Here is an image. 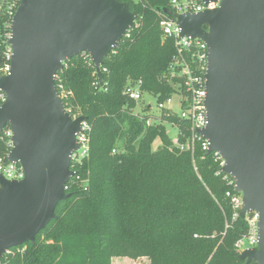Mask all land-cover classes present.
<instances>
[{
  "label": "trees",
  "instance_id": "16d2710c",
  "mask_svg": "<svg viewBox=\"0 0 264 264\" xmlns=\"http://www.w3.org/2000/svg\"><path fill=\"white\" fill-rule=\"evenodd\" d=\"M119 1L137 17L103 58L102 83L87 53L67 59L55 76L65 110L89 125L88 154L70 162L69 196L33 243L11 247L0 264H112L116 256H146L150 264H256L237 257L235 244L249 227L234 216L226 193H237L220 171L221 159L201 148L202 139L189 149L174 145L164 123L176 126L178 143L186 144L190 121L163 108L158 122L147 124L150 106L136 115V101L124 92L139 81L159 104L182 83L171 74L174 39L163 38L158 24L171 11L169 0ZM0 149L8 150L2 142Z\"/></svg>",
  "mask_w": 264,
  "mask_h": 264
},
{
  "label": "water",
  "instance_id": "95a60500",
  "mask_svg": "<svg viewBox=\"0 0 264 264\" xmlns=\"http://www.w3.org/2000/svg\"><path fill=\"white\" fill-rule=\"evenodd\" d=\"M136 17L119 0H21L11 24L10 72L0 74L6 96L0 131L10 126L8 160L20 164L24 176L0 175V256L33 243L56 218L58 202L69 196L71 154L85 116L72 118L65 110L55 86L57 71L67 59L87 53L102 83L103 58ZM175 17L179 35L202 40L208 50L207 124L197 133L208 141L207 153L222 157L220 170L241 194L238 216L258 215L257 243L237 257L264 264V0H219L215 8Z\"/></svg>",
  "mask_w": 264,
  "mask_h": 264
},
{
  "label": "built area",
  "instance_id": "2783aa9c",
  "mask_svg": "<svg viewBox=\"0 0 264 264\" xmlns=\"http://www.w3.org/2000/svg\"><path fill=\"white\" fill-rule=\"evenodd\" d=\"M218 1L219 0H209L207 2L203 0H169L171 15H163L158 22L163 38L171 37L174 39L177 55L171 65V74L172 76L176 74L181 77L182 83L176 84L177 87L175 89L179 93V112L173 111L167 105L171 98L164 103L157 104V107L160 110L167 108L171 113H176L179 117L190 121L191 134L189 141L186 144H179L177 141V133L175 139H172L174 145L178 146L180 149L192 148L195 139H202L201 148L206 152L208 150V141L197 133L198 130L203 129L207 124V115L204 105L206 95L204 74L206 72L208 50L205 42L202 40L179 35L180 28L177 24L175 14L198 13L200 11L212 9L218 5ZM20 2L21 0H0V74L2 75L9 74L11 68L13 55V49L9 42L11 37V24ZM188 58L189 61L187 60ZM191 63L195 64L194 68H192ZM175 66L180 68L177 73L173 70ZM139 84V81L134 84L128 83L124 91L125 94L134 101L140 100L143 95V92L139 88ZM5 98V93L0 90V104ZM135 114L138 115L137 113ZM71 117L75 118L77 116ZM147 124H151L150 119L147 121ZM174 127L177 129L176 126ZM88 131L89 125L86 120H83L80 123V131L76 133L78 148L72 152L71 161L79 162L82 157L88 154ZM11 137V128L6 124L0 131V143L2 142L8 148L5 152H2L0 149V175L8 180H20L24 176L23 168L20 164L8 160V153L12 147ZM214 153L221 159V168L224 164V160L218 153ZM226 195L231 198V203L235 210L234 216H238L237 212L242 207L241 194L237 193L231 195L227 192ZM244 218L248 223L249 229L248 233L237 240L235 244L238 253L244 249L254 247L257 243L258 215L251 211L246 213Z\"/></svg>",
  "mask_w": 264,
  "mask_h": 264
},
{
  "label": "rangeland",
  "instance_id": "374dc122",
  "mask_svg": "<svg viewBox=\"0 0 264 264\" xmlns=\"http://www.w3.org/2000/svg\"><path fill=\"white\" fill-rule=\"evenodd\" d=\"M173 85H174V88L176 89L177 85L176 84H173ZM179 100H180L179 95L177 94V90H176V92L172 94L170 102L167 103V105L173 111L179 112L180 111ZM146 105L150 106L147 112L150 115H152V118H150V123H157L158 121L154 119V117L160 115L161 110L158 109L157 104L154 102V99L147 94H143L141 99L136 101V107L133 110L134 113H137V114L143 113L145 111L144 108ZM164 125L166 127V130L169 136L172 139H175L177 129L167 122H165ZM158 143H159V140H156L153 143V147L155 148L158 145ZM112 264H150V260L146 256H140L136 258H130L127 256H116L113 258Z\"/></svg>",
  "mask_w": 264,
  "mask_h": 264
}]
</instances>
